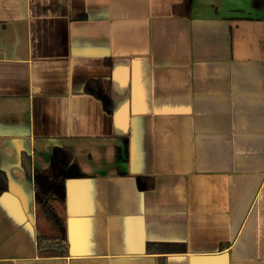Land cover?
I'll list each match as a JSON object with an SVG mask.
<instances>
[{"label": "crops", "instance_id": "0c3cea01", "mask_svg": "<svg viewBox=\"0 0 264 264\" xmlns=\"http://www.w3.org/2000/svg\"><path fill=\"white\" fill-rule=\"evenodd\" d=\"M183 1L0 0V264H264V9ZM56 148L81 171L60 230L21 164Z\"/></svg>", "mask_w": 264, "mask_h": 264}, {"label": "trees", "instance_id": "16d2710c", "mask_svg": "<svg viewBox=\"0 0 264 264\" xmlns=\"http://www.w3.org/2000/svg\"><path fill=\"white\" fill-rule=\"evenodd\" d=\"M194 0H184L182 4L174 6L175 14L190 18L192 5ZM252 7L255 10L264 9V0H253ZM85 93L98 99L106 114H112L113 100L111 91L106 88L103 81L98 79H90L86 84ZM21 164L28 178L33 179L35 183V200L36 205L40 209H44L45 214L59 230L64 227V219L58 213L59 206L64 207L66 204L65 189L66 180L74 179L81 175L79 165L73 155L65 149L56 148L51 157L50 167L42 170L33 171L31 166V157L29 154H22ZM139 188L141 190L151 189L153 180L150 178L138 179ZM9 189L8 177L6 173L0 170V196ZM54 248L59 250L60 256H67L68 240L65 234L60 236H39L38 249ZM150 252L155 254L162 253H179L186 252L185 245L162 244L159 246L148 245Z\"/></svg>", "mask_w": 264, "mask_h": 264}]
</instances>
